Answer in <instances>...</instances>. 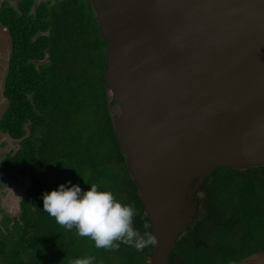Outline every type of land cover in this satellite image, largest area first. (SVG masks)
<instances>
[{"label": "trees", "instance_id": "16d2710c", "mask_svg": "<svg viewBox=\"0 0 264 264\" xmlns=\"http://www.w3.org/2000/svg\"><path fill=\"white\" fill-rule=\"evenodd\" d=\"M34 0L0 5L12 53L4 86L8 108L0 131L18 142L0 165L6 178H29L21 214H5L0 264H151L153 246L119 243L106 250L67 230L43 210L42 194L71 181L98 184L134 206L135 227L152 224L119 143L107 87V50L92 0ZM199 220L176 244L168 264H241L264 254V167L219 169L207 179ZM150 225L145 229L144 225Z\"/></svg>", "mask_w": 264, "mask_h": 264}, {"label": "water", "instance_id": "95a60500", "mask_svg": "<svg viewBox=\"0 0 264 264\" xmlns=\"http://www.w3.org/2000/svg\"><path fill=\"white\" fill-rule=\"evenodd\" d=\"M92 2L117 137L157 241L151 264H168L208 176L264 167V0Z\"/></svg>", "mask_w": 264, "mask_h": 264}, {"label": "clouds", "instance_id": "9594fccd", "mask_svg": "<svg viewBox=\"0 0 264 264\" xmlns=\"http://www.w3.org/2000/svg\"><path fill=\"white\" fill-rule=\"evenodd\" d=\"M42 201L43 210L58 224L91 239L96 248L112 250L123 243L142 250L157 243L150 231L142 235L135 227L134 206L118 200L98 184H91L84 190L79 184L67 181L56 189L45 191ZM144 228L149 229L150 225ZM94 260V257L77 259L74 264H94Z\"/></svg>", "mask_w": 264, "mask_h": 264}, {"label": "rangeland", "instance_id": "374dc122", "mask_svg": "<svg viewBox=\"0 0 264 264\" xmlns=\"http://www.w3.org/2000/svg\"><path fill=\"white\" fill-rule=\"evenodd\" d=\"M11 53L12 41L9 31L0 23V120L8 108V101L4 97V86ZM111 96L112 94L110 93ZM113 114L114 116L120 115V107H113ZM18 144V142L13 141L8 135L0 131V165L8 153L19 149ZM30 186L31 180L29 178L13 180L6 178L0 173V226L5 214L12 218L20 216V201Z\"/></svg>", "mask_w": 264, "mask_h": 264}, {"label": "flooded vegetation", "instance_id": "af4514ba", "mask_svg": "<svg viewBox=\"0 0 264 264\" xmlns=\"http://www.w3.org/2000/svg\"><path fill=\"white\" fill-rule=\"evenodd\" d=\"M5 1V0H4ZM12 1H14V3L16 4L18 1H20V0H12ZM21 1H26V0H21ZM48 1H51V2H53L54 0H34V4H33V6L31 7V12H33V13H35V14H37L38 13V11H39V9L41 8V6L43 5V3L44 2H48ZM97 20H98V18H97ZM203 197L201 196V195H199V211H198V214H197V217H196V220H195V222L190 226V228H189V230L188 231H186L184 234H186L187 232H190L192 229H193V227H194V225L197 223V221L199 220V216L202 214L201 213V211L203 210V205H202V202H203ZM183 234V235H184ZM174 250V249H173ZM172 253H173V251H172ZM259 256H260V254L259 255H255V256H253V257H251V258H248V259H246L244 262H242L241 264H254L255 263V261L259 258Z\"/></svg>", "mask_w": 264, "mask_h": 264}]
</instances>
